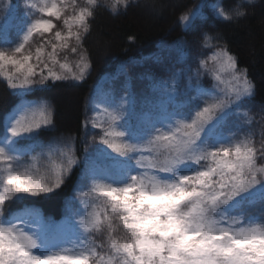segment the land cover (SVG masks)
Here are the masks:
<instances>
[{
    "label": "snow or ice",
    "instance_id": "snow-or-ice-1",
    "mask_svg": "<svg viewBox=\"0 0 264 264\" xmlns=\"http://www.w3.org/2000/svg\"><path fill=\"white\" fill-rule=\"evenodd\" d=\"M133 2L107 6L116 13ZM104 6L24 0L16 22L11 0L2 10L0 79L18 102L0 123V264H264V207H255L264 205V132L257 142L251 109L243 106L256 85L219 33L203 35L202 47L212 51L194 68L166 69L159 81L141 75L158 99L139 109L127 72L142 64L124 62L106 74L110 84L125 77L122 91L98 86L89 100L83 167L62 217L35 206L63 188L81 158L74 136L41 139L56 127L55 109L25 97L86 80L92 61L84 42ZM218 14L224 21L246 15ZM203 19L202 5L179 16L191 29ZM89 126L99 130L91 152ZM17 203L23 207L13 211Z\"/></svg>",
    "mask_w": 264,
    "mask_h": 264
},
{
    "label": "trees",
    "instance_id": "trees-1",
    "mask_svg": "<svg viewBox=\"0 0 264 264\" xmlns=\"http://www.w3.org/2000/svg\"><path fill=\"white\" fill-rule=\"evenodd\" d=\"M102 2L105 6L96 10L91 31L84 42L92 61L86 80L78 84L60 82L51 89L27 96L30 100L46 99L55 109L56 127L43 133L41 139L45 143L58 136H74L77 153L83 158L85 133L82 122L90 119L89 100L96 88L107 80L106 74H116L122 63L131 61L144 62L146 66L158 70L164 64L168 65L172 59L170 55L174 54L169 46L179 40L186 42L190 61L196 64L197 58L209 55L212 51L211 48L202 47L205 33L214 37L219 33L222 45H226L236 55L241 67L247 68L249 77L256 85V92L244 106H249L253 113L264 114V0H253L252 3L249 0H136L126 10L121 7L116 13L110 10L107 2ZM197 5L203 6V21L195 29L182 27L179 16ZM221 8L229 14L241 10L246 15L234 17L233 21H224L218 14ZM129 37L134 39L129 40ZM140 68L129 74L132 75L133 91L138 103H144L154 95L145 88L147 81L139 78ZM124 80L125 77L121 75L110 85L121 90ZM110 85L108 83V88ZM17 102L18 97L0 79V123ZM253 104L255 107L251 108ZM87 132V148L91 152L97 145L91 136L98 134L99 130L93 131L89 126ZM82 167L83 162L62 189L50 199H41L35 205L45 216L57 220L62 217L65 201L73 196ZM21 207L23 204H13L12 210ZM255 207L259 209L264 205ZM254 214L258 216L259 212L254 211Z\"/></svg>",
    "mask_w": 264,
    "mask_h": 264
},
{
    "label": "rangeland",
    "instance_id": "rangeland-1",
    "mask_svg": "<svg viewBox=\"0 0 264 264\" xmlns=\"http://www.w3.org/2000/svg\"><path fill=\"white\" fill-rule=\"evenodd\" d=\"M103 1H105V2H108V0H103ZM136 1V0H135ZM8 2V0H0V18H2V16H3V9H4V7H5V5H6V3ZM25 11H26V8L24 7V0H11V11L9 12V17H10V19L13 21V22H16V21H18V20H20L23 16H24V13H25ZM12 38L13 39H15V35H14V33L12 34ZM180 42H181V45H178L177 43H175L173 46H169V48H170V50H172L173 51V53L174 54H171L170 55V57L172 58L169 62H168V65L167 64H164V68L163 67H161L160 69H158V70H156L155 68L153 69V68H150V67H148V66H146L145 64H144V62L143 63H141L142 64V66H140L141 68L138 70V72H139V77L141 76V75H144V76H151L152 78H153V80H156V81H159V80H163V79H167L168 78V75H169V73L166 71V69H173V70H178V69H186L187 67H189V66H191V67H195L196 66V64H194L193 63V60H191L190 61V57H189V54H188V57H187V59H185V60H181V57H182V54L184 53V52H187V48H186V46H182L183 45V43H184V41H182V40H179ZM207 56V55H206ZM174 58V59H173ZM157 59V58H156ZM155 59V60H156ZM160 63H162V61L160 62ZM159 63V64H160ZM137 67H129V70H128V72H127V75L129 76V77H131L132 75H130L129 74V72H133V71H136L135 69H136ZM144 68V69H143ZM120 70V69H119ZM163 72V73H162ZM108 79V78H107ZM131 79H132V77H131ZM142 80H145V81H147V84L145 85L146 87L145 88H147V90H149V93H151L152 95H154L153 97H151L150 99L148 98V99H146V101H155L156 99H158V96H157V94H154V93H152L151 91H150V89H149V87H148V84H149V81L147 80V79H142ZM107 81V80H106ZM211 83V81L210 80H205V84H210ZM108 83L107 82H103L102 83V85H101V89H103V90H107L108 89ZM109 85H110V83H109ZM184 86H185V81L184 80H181L180 81V84H179V87L181 88V89H183L184 88ZM110 87H112L111 85H110ZM115 90H116V92H117V95H119L120 93H121V91H122V89L121 90H119V89H116L115 88ZM25 99H27V100H30V99H28L27 97H25ZM178 99L179 100H183L184 99V97L183 96H180V97H178ZM145 102V101H144ZM142 104H144V103H138V106L140 107V105H142ZM244 106V105H243ZM251 106V108H254L255 107V105L253 104V105H250ZM245 108H250L249 106H244ZM139 109V108H138ZM251 115L254 117V121H253V123H252V125L250 126L251 127V129L256 133V136H255V138H256V140H257V142H259V140H260V134H261V132H264V119L262 118V114L261 113H256V112H252V109H251ZM92 117V109H91V115H90V118ZM232 119H234V118H231L230 119V124H231V120ZM93 131H96V130H94V129H92ZM98 130V129H97ZM61 137H69V136H58V137H55V138H52L51 140H53V139H59V138H61ZM50 140V141H51ZM49 142V141H48ZM47 143V142H46ZM96 147H98L99 145H98V143L96 142ZM74 148H75V154H76V156L77 157H79V155H78V153H77V147H76V139H75V142H74ZM80 158V157H79ZM82 162H83V158H81V164H82ZM81 164H79V165H77L74 169H73V172L75 171V169L77 168V167H79ZM73 174V173H72ZM46 217H49V216H46ZM97 239V241L99 242V240L101 239L100 237H97L96 238Z\"/></svg>",
    "mask_w": 264,
    "mask_h": 264
}]
</instances>
